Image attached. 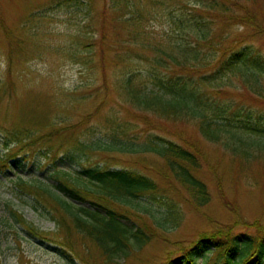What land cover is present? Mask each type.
Wrapping results in <instances>:
<instances>
[{
	"label": "trees",
	"instance_id": "trees-1",
	"mask_svg": "<svg viewBox=\"0 0 264 264\" xmlns=\"http://www.w3.org/2000/svg\"><path fill=\"white\" fill-rule=\"evenodd\" d=\"M248 1L154 0L150 11L142 0H104L95 54L97 69L103 73L99 112L110 110L105 113L109 128L101 130L100 137L78 140L66 156L72 160L75 153L96 150L156 154L162 159L160 178L170 187L185 188L198 207L212 199L208 184L198 176L203 154L177 123H193L204 139L222 144L235 155L263 159L264 114L235 99V92L241 91L264 102L263 49L243 39L244 34H233L237 26L245 32L250 28L259 35L264 32L259 19L246 12ZM164 9L168 14L161 17L169 19L170 30L160 39L151 38L145 23ZM116 103L129 115L140 114L139 123L122 120ZM140 125L171 133L183 143L168 141L135 149ZM13 135L16 143L34 138L23 129ZM5 157L0 159L1 171L15 155ZM17 187L32 209L56 224L53 232H46L9 206L28 235L71 254L79 255V244L85 255L97 254L96 259L92 255L96 264H117L129 257L130 250L153 241L149 234L153 226L167 231L177 228L181 220L178 207L164 203L169 198L162 195L158 182L133 169L63 168L45 178L19 177ZM154 204L167 206L165 216L152 212ZM235 213L233 223H216L178 254H169L163 264H264V224H248Z\"/></svg>",
	"mask_w": 264,
	"mask_h": 264
},
{
	"label": "rangeland",
	"instance_id": "rangeland-1",
	"mask_svg": "<svg viewBox=\"0 0 264 264\" xmlns=\"http://www.w3.org/2000/svg\"><path fill=\"white\" fill-rule=\"evenodd\" d=\"M64 1L0 0V159L15 155L0 169V264H96L97 254H92L95 259L85 255L79 244L76 246L81 251L79 255L75 251L71 254L28 235L9 211V206H13L29 223L53 232L54 221L31 208L17 181L19 177L45 178L63 168L74 171L84 167L125 168L142 172L158 182L162 195L169 198L164 203H173L180 210L177 228L166 231L153 226L149 233L153 241L142 249L130 250L129 257L117 260V264H163L169 254H178L216 223H233L237 219L235 212L248 224L254 221L264 224V158H243L222 144L208 142L191 122L176 126L193 138L197 149L201 148L198 176L208 184L212 197L204 207H198L185 188L170 187L168 181L160 178L162 159L156 154L96 150L75 153L72 160L66 156V151L73 150L78 140L100 137V131L109 128L105 113L110 110L105 109L103 115L99 112L104 99L102 91L98 92L103 73L97 69L99 57L95 54L105 2ZM142 1H146L147 10L151 11L154 0ZM166 10L157 18L148 17L145 26L151 38L160 39L170 30L169 19L161 17L167 16ZM246 12L264 26V0L248 1ZM118 29L122 30V26ZM255 30L245 32L243 26H237L233 34H244L243 39H250L264 53V32L259 35ZM235 95V99L264 114V102L256 101V96L241 91ZM116 105L122 120L129 118L135 126L139 123L140 114L129 115L131 112H126V108ZM145 126L140 125L135 132L138 134L135 149L168 141L183 143L171 133ZM22 129L31 132L34 138L16 143L13 134ZM48 134L53 136L40 140ZM152 207V212L160 216L167 213L166 205ZM168 221L172 222L169 218Z\"/></svg>",
	"mask_w": 264,
	"mask_h": 264
}]
</instances>
